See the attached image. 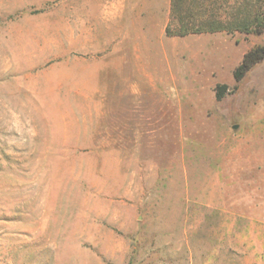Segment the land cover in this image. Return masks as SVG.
I'll return each instance as SVG.
<instances>
[{
    "label": "rangeland",
    "instance_id": "rangeland-1",
    "mask_svg": "<svg viewBox=\"0 0 264 264\" xmlns=\"http://www.w3.org/2000/svg\"><path fill=\"white\" fill-rule=\"evenodd\" d=\"M169 8L0 0V264H264V60L232 75L264 32Z\"/></svg>",
    "mask_w": 264,
    "mask_h": 264
},
{
    "label": "trees",
    "instance_id": "trees-1",
    "mask_svg": "<svg viewBox=\"0 0 264 264\" xmlns=\"http://www.w3.org/2000/svg\"><path fill=\"white\" fill-rule=\"evenodd\" d=\"M257 3V4H256ZM245 10L239 9L232 13L228 21H218L213 18L202 17L193 19V11L180 5V0H170L169 19L164 27L166 36L183 37L188 34L212 32H251L261 34L264 32V4L260 0H243ZM192 20V21H191ZM264 60V45H255L245 51L239 63L233 69L232 75L236 82L259 62ZM227 85L216 84L215 98L221 99L226 92Z\"/></svg>",
    "mask_w": 264,
    "mask_h": 264
},
{
    "label": "water",
    "instance_id": "water-1",
    "mask_svg": "<svg viewBox=\"0 0 264 264\" xmlns=\"http://www.w3.org/2000/svg\"><path fill=\"white\" fill-rule=\"evenodd\" d=\"M234 128H235V125H234Z\"/></svg>",
    "mask_w": 264,
    "mask_h": 264
}]
</instances>
